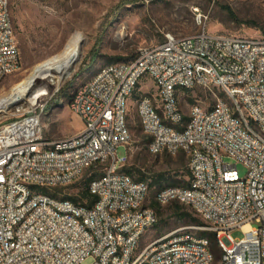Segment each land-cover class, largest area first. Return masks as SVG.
Returning <instances> with one entry per match:
<instances>
[{
  "label": "built area",
  "instance_id": "2783aa9c",
  "mask_svg": "<svg viewBox=\"0 0 264 264\" xmlns=\"http://www.w3.org/2000/svg\"><path fill=\"white\" fill-rule=\"evenodd\" d=\"M194 15L195 33H167L79 84L65 101L82 123L75 134L44 138L43 104L0 125V264H264V36L211 32L208 16ZM20 65L9 1L0 0V84ZM145 82L154 87L141 92ZM197 87L214 102L185 116L179 93ZM133 96L148 151L188 157V185L165 187L155 201L188 205L203 221L196 229L215 235L218 254L190 232L142 244L158 216L146 205L148 183L117 156L131 140ZM92 173L91 206L42 191Z\"/></svg>",
  "mask_w": 264,
  "mask_h": 264
},
{
  "label": "rangeland",
  "instance_id": "374dc122",
  "mask_svg": "<svg viewBox=\"0 0 264 264\" xmlns=\"http://www.w3.org/2000/svg\"><path fill=\"white\" fill-rule=\"evenodd\" d=\"M8 1L21 65L1 82L0 98L9 93L35 65L61 53L71 36L75 33L82 36L80 61L66 78L54 85L51 97L40 103L44 105L41 115L43 136L48 139L71 136L81 128L80 118L65 102L79 84L91 79L102 66L129 61L139 48L159 44L167 33L177 36L195 33L197 25L194 12L197 8L208 16V29L211 32L239 37L264 36V0ZM151 87H154L152 82L142 83L141 92L148 91ZM179 101L182 112L189 116L192 105L199 103L208 108L212 106L214 96L206 89L197 87L180 92ZM31 108L33 107L24 100L13 105L7 112H0V125ZM128 118L131 140L127 146H119L117 156L127 158L126 167L133 168L135 179L139 177V171L146 176L145 181L149 185L146 205L152 207L157 204L159 207L158 223L145 234L142 244L176 231L199 236L201 230L196 229L198 224L175 212L177 201L165 204L155 201L160 190L159 184L154 183L157 175L163 174L164 187L170 186L168 182H177L178 185L175 186H185L189 180L187 155L182 152L175 155H155L148 151V138L137 119L135 96L130 101ZM224 162L236 163L229 157H224ZM237 169L241 176L245 175L246 168L242 164H237ZM84 177L54 191L64 197H78L84 187ZM177 203L203 222L188 205L179 201ZM255 226L258 225L253 223V227ZM232 236L241 238L243 234L240 229H236ZM91 262L86 260L84 264Z\"/></svg>",
  "mask_w": 264,
  "mask_h": 264
},
{
  "label": "bare ground",
  "instance_id": "6f19581e",
  "mask_svg": "<svg viewBox=\"0 0 264 264\" xmlns=\"http://www.w3.org/2000/svg\"><path fill=\"white\" fill-rule=\"evenodd\" d=\"M81 49L82 36L75 33L61 53L35 65L9 93L0 98V112H7L13 105L24 100L32 107L38 106L46 95L52 94L54 85L70 74L80 61Z\"/></svg>",
  "mask_w": 264,
  "mask_h": 264
},
{
  "label": "trees",
  "instance_id": "16d2710c",
  "mask_svg": "<svg viewBox=\"0 0 264 264\" xmlns=\"http://www.w3.org/2000/svg\"><path fill=\"white\" fill-rule=\"evenodd\" d=\"M230 14L232 15V17L236 21L238 20L236 18V16L231 11H230ZM136 55L132 59H134L136 57ZM124 170L127 173L131 174L132 176L134 175L133 168H131V167H129V168L128 167H125ZM188 174H189V177H190V170L188 171ZM95 176H96L95 173H92L88 177L85 176L84 179H83L84 187H83V190H82L81 194L78 197H76V196H68V198H70V199H72L74 201L80 200L82 203L86 201V205H88V206L93 205L94 202L96 201V198H95V196H93L92 194H90V192L88 190V184L91 181V179H93ZM163 178H164L163 174H159V175L156 176V178L154 180V183H158L159 184L160 190L163 189V188H165L164 187L165 186V183L163 184V182H162L163 181L162 180ZM137 180L145 181L146 180V176H144V174L139 171V177L137 178ZM188 183H189V180L186 182L185 186L188 185ZM167 184L170 185V186H172V187H176L175 185H178L177 182H168ZM42 191L44 193H51L53 195H56L57 194L55 191L50 192L47 189H44ZM174 201H177V200H174ZM177 202H175V207H176L175 208V212L180 213L183 216V218L190 219L192 222L198 224V226H203L204 225L203 222H201L198 218L193 217L190 213L186 212L184 210V208L182 206H180ZM152 208L155 210L156 213H157V211H159V207H158L157 204H153ZM157 216H158V214H157ZM199 236L200 237H208L211 240V242H212V247L214 249V252L218 254V250L215 247L216 239H215V235L213 233H210V232H207V231H201V234Z\"/></svg>",
  "mask_w": 264,
  "mask_h": 264
}]
</instances>
